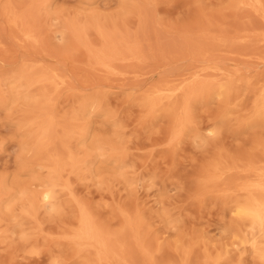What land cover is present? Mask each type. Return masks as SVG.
Masks as SVG:
<instances>
[{"label":"rangeland","instance_id":"obj_1","mask_svg":"<svg viewBox=\"0 0 264 264\" xmlns=\"http://www.w3.org/2000/svg\"><path fill=\"white\" fill-rule=\"evenodd\" d=\"M263 88L264 0H0V264H264Z\"/></svg>","mask_w":264,"mask_h":264},{"label":"bare ground","instance_id":"obj_2","mask_svg":"<svg viewBox=\"0 0 264 264\" xmlns=\"http://www.w3.org/2000/svg\"><path fill=\"white\" fill-rule=\"evenodd\" d=\"M226 92L228 93V89H226ZM263 92H264V88H263ZM146 103L151 106L152 100L150 98H147ZM219 176H220L219 172L218 173L214 172L208 178H206L204 182L208 184L215 183L216 180L219 178ZM52 184L54 183L52 182ZM242 188L248 191H251L253 189H258L261 191V193L257 196L251 193L246 199L237 201L235 204V211L237 212V215L240 218L249 222L252 225V228H254L255 226L259 227L260 232L262 236L264 237V181L260 183L249 182V183H246ZM54 198H55V195H54V190H53L52 185L45 187L42 190L41 195H40V200L44 204H53ZM76 236L78 239L85 238V239L90 240L91 238H93L91 229L88 226V224L85 222V220L81 221V226L78 232L76 233ZM251 241H252L251 243H252V246L254 248V251L257 257L259 259H263L264 258V247L260 246L258 244V241H256L255 238L251 239Z\"/></svg>","mask_w":264,"mask_h":264}]
</instances>
